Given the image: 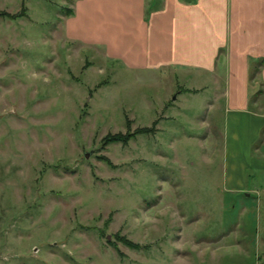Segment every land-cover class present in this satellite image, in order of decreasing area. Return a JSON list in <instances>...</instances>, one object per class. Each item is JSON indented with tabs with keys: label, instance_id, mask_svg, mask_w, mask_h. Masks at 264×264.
Wrapping results in <instances>:
<instances>
[{
	"label": "rangeland",
	"instance_id": "374dc122",
	"mask_svg": "<svg viewBox=\"0 0 264 264\" xmlns=\"http://www.w3.org/2000/svg\"><path fill=\"white\" fill-rule=\"evenodd\" d=\"M78 2L0 0V264H198L234 234L251 253L227 246L206 264H258L256 222L239 218L264 199L224 183L225 70L108 59L67 37ZM117 136L128 142H105Z\"/></svg>",
	"mask_w": 264,
	"mask_h": 264
},
{
	"label": "crops",
	"instance_id": "0c3cea01",
	"mask_svg": "<svg viewBox=\"0 0 264 264\" xmlns=\"http://www.w3.org/2000/svg\"><path fill=\"white\" fill-rule=\"evenodd\" d=\"M161 3L153 11L146 0H80L74 16L67 22V37L102 47L108 59H119L138 70L169 71L170 76H177V69L194 70L218 81L223 68L228 76L226 113L232 140L231 167L226 168L224 183L229 194H243L247 201L253 197L262 206L264 0H161ZM228 156L227 147L229 163ZM246 172L252 173L248 181ZM247 205L251 206V202ZM247 212L240 215L239 223L253 215L249 221L256 222L255 238L261 241L263 249L254 240L252 253L258 255L256 263L264 264V208L259 209L260 215L255 214L258 211ZM234 236L218 239L210 245L215 246L211 255L204 250L195 263L206 264L207 260L215 263L219 248L232 245L241 250L240 256L251 253L240 238L239 243H232L229 238ZM201 247L195 246L199 250ZM173 264H194V261L175 260Z\"/></svg>",
	"mask_w": 264,
	"mask_h": 264
},
{
	"label": "trees",
	"instance_id": "16d2710c",
	"mask_svg": "<svg viewBox=\"0 0 264 264\" xmlns=\"http://www.w3.org/2000/svg\"><path fill=\"white\" fill-rule=\"evenodd\" d=\"M146 133H148V131H142V134H146ZM105 142L106 143L123 142L124 144H126V142H128V140H126V139H124V138H122L120 136H117L116 138H107L105 140ZM123 242H124V244H125L126 247H129V248H131L134 251H138L139 250L138 247H136V246H130L129 244H127V242H125V241H123Z\"/></svg>",
	"mask_w": 264,
	"mask_h": 264
},
{
	"label": "water",
	"instance_id": "95a60500",
	"mask_svg": "<svg viewBox=\"0 0 264 264\" xmlns=\"http://www.w3.org/2000/svg\"><path fill=\"white\" fill-rule=\"evenodd\" d=\"M88 157H89L88 155L87 156L85 155V159H88Z\"/></svg>",
	"mask_w": 264,
	"mask_h": 264
}]
</instances>
